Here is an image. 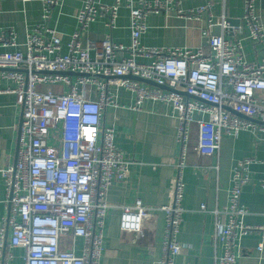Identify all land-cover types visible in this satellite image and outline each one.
Instances as JSON below:
<instances>
[{
  "label": "built area",
  "instance_id": "1",
  "mask_svg": "<svg viewBox=\"0 0 264 264\" xmlns=\"http://www.w3.org/2000/svg\"><path fill=\"white\" fill-rule=\"evenodd\" d=\"M58 1L41 0V22L26 32L24 52L0 50V81L15 83L13 87L0 85V93H14L20 107L16 159L1 170L6 224L11 228L8 244L23 250L24 264H99L109 207L107 191L113 181L126 178L130 165L114 143L113 126L102 124V111L107 106L118 107L111 89L124 88L134 97L126 108L138 110L145 99L172 108L180 150L173 162L168 203L121 205L119 229L130 232L137 243L157 212H163L158 262L173 264L180 251L177 235L185 210L182 174L190 126L195 124L197 130L195 150L207 155L219 150L223 135L264 130V60L248 62L243 58L240 40L224 35L228 30L235 35L241 24L230 26L224 14L216 23L220 32L202 30L206 42L195 49L140 43L149 14L174 11L197 20L202 11L210 9L211 0L186 10L179 8V0H136V5L133 0L110 4L84 0L63 52L61 38L47 24ZM122 3L129 10L128 44L115 42L107 33L99 41L82 45V31L97 18L103 17L106 27H113ZM239 21L247 27L250 39L264 48L255 0H243ZM17 44L13 29L0 30V47ZM67 72L73 74H64ZM194 113L208 118L195 119ZM251 162L250 158L235 162L225 207L210 210L215 217L211 242L219 249L214 264H237L241 237L253 231H262L264 236V226L244 223L247 210L240 201ZM199 209L207 210L204 204ZM5 230L3 222L0 264H12L13 254L4 247ZM77 238L82 241L79 252L75 249ZM257 248H262L261 243Z\"/></svg>",
  "mask_w": 264,
  "mask_h": 264
},
{
  "label": "crops",
  "instance_id": "2",
  "mask_svg": "<svg viewBox=\"0 0 264 264\" xmlns=\"http://www.w3.org/2000/svg\"><path fill=\"white\" fill-rule=\"evenodd\" d=\"M114 0H96L110 4ZM84 0H59L49 13L47 24L54 28L62 40L61 51H66V42L75 29L76 15ZM136 5V0H133ZM206 0H179V8L189 9ZM41 0H0V30L11 28L17 39L15 47H0V50L24 52L25 35L28 29L41 22ZM238 21L243 15V0H211L209 10L199 18L189 19L174 11L151 13L147 16L146 31L140 37L145 47H188L195 49L206 42L202 30L218 34L215 25L221 15ZM255 14L264 32V0H255ZM128 8L122 3L117 11L112 28L105 25L103 17L91 22L82 31V45L87 41H99L109 33L118 43L128 44L130 29ZM230 24V23H229ZM241 30L226 38L241 42V54L248 62L264 60V48L248 36L247 27L239 21ZM234 26V25H230ZM138 61H146L138 58ZM1 87H13L10 80H1ZM118 107L107 106L102 111V124L113 126L114 143L130 161L125 179L113 181L107 191L109 207L106 212L102 253L99 264H159L164 213L158 211L147 227V233L139 242L133 235L119 229L121 205L140 203L144 206H161L168 203L169 185L174 175L173 162L177 160L180 144L176 140L177 120L172 108L164 103L145 99L138 110L126 108L134 101L133 94L124 88H112ZM95 98V95H93ZM122 105L124 107H122ZM194 118L207 119L208 115L194 113ZM20 107L15 94L0 93V224L5 222V251L13 254L12 264H24L23 250L8 244L10 225L6 224L8 209L5 204V185L1 170L16 159L19 139ZM190 126L187 159L183 168L184 212L177 239L180 251L173 264H214L215 252L211 242L214 232L213 209H223L227 203L231 168L236 161L250 158L249 178L241 188L240 201L246 208L244 223L252 227L264 226V130H242L235 136L223 135L219 150L214 154H199L195 150L197 132ZM171 161V162H167ZM201 204L206 211H200ZM81 239L75 243L80 251ZM262 245L258 249V244ZM68 246V245H67ZM237 264H264V236L262 231H253L241 237Z\"/></svg>",
  "mask_w": 264,
  "mask_h": 264
},
{
  "label": "water",
  "instance_id": "3",
  "mask_svg": "<svg viewBox=\"0 0 264 264\" xmlns=\"http://www.w3.org/2000/svg\"><path fill=\"white\" fill-rule=\"evenodd\" d=\"M227 21L230 23V25H238L239 24V20L238 21H236V22H234V21H231V20H229V19H227ZM215 29H217V28H219L220 29V27L218 26V25H215V27H214ZM64 74H73V73H71V72H67V73H64ZM130 78H133V79H135V80H138V81H142V82H146V83H148V84H153V82H151V81H149V80H146V79H142V78H140V77H135V76H130ZM165 88H167V87H165ZM184 95H187L185 92L183 93ZM228 110H230L231 112H233V113H235L232 109H230L229 107H226Z\"/></svg>",
  "mask_w": 264,
  "mask_h": 264
}]
</instances>
